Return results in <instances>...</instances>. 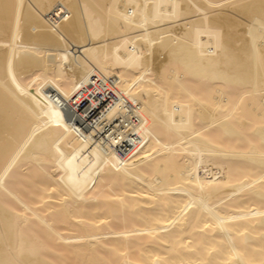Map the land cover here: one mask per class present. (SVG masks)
Returning a JSON list of instances; mask_svg holds the SVG:
<instances>
[{"label": "bare ground", "instance_id": "1", "mask_svg": "<svg viewBox=\"0 0 264 264\" xmlns=\"http://www.w3.org/2000/svg\"><path fill=\"white\" fill-rule=\"evenodd\" d=\"M93 73L116 98L75 125ZM126 107L119 157L97 132ZM4 193L0 264H103L101 238L105 264H264V0H0Z\"/></svg>", "mask_w": 264, "mask_h": 264}, {"label": "built area", "instance_id": "2", "mask_svg": "<svg viewBox=\"0 0 264 264\" xmlns=\"http://www.w3.org/2000/svg\"><path fill=\"white\" fill-rule=\"evenodd\" d=\"M60 14L57 11H53L49 15L50 22L56 23L60 20ZM111 85H113V79L94 73L91 74L87 81L76 89L70 103L61 106L69 120L73 124L79 123L84 127H88L95 121H98L101 118L102 112L116 98V95L110 88ZM128 107L130 109L129 105ZM129 109L126 107L121 115L109 121L103 120V128L97 132L98 135L103 136H112L115 130L122 132L123 137L120 140L118 138L117 143L112 145V148L119 157H124L130 153L129 151L137 138L131 129L139 122V115H132Z\"/></svg>", "mask_w": 264, "mask_h": 264}, {"label": "rangeland", "instance_id": "3", "mask_svg": "<svg viewBox=\"0 0 264 264\" xmlns=\"http://www.w3.org/2000/svg\"><path fill=\"white\" fill-rule=\"evenodd\" d=\"M68 141H69V139H68ZM16 171H17L18 173H17ZM16 171L14 170V171L12 172L13 175H12V173H11L10 176H11L12 178H10V177H8V176L5 178V184H6L7 187H8V183H10L11 185H10V184H9V185H10L12 188H15V185L17 184L16 181H17V180H21L22 177H24V176H26V175H24V176H22V177H20V176H21L22 174H27V173H25V172H27L26 170H25V171L23 170V171H22L23 173L20 172V171H18V170H16ZM19 173H20V174H19ZM17 174H18L19 176H18ZM13 176H14V177H13ZM17 176L20 177L21 179H19ZM8 178H10V179H8ZM12 179H14V180H12ZM11 182H12V183H11ZM14 182H15V183H14ZM18 182H19V181H18ZM39 191H40V192H39ZM34 192H35V194H39V193L42 192V190L37 189V190L34 191ZM38 192H39V193H38ZM5 197H6V198H5ZM51 201H54V200H51ZM9 202H10V203H9ZM13 202L15 203V200H11V201L8 200V195H7L6 193L0 195V205H2L3 207L5 206L4 208L8 209V207H12L13 204H11V203H13ZM26 202L29 203V204H28L29 206L32 205L28 200H27ZM8 204H9V205H8ZM38 205H39V204H38ZM40 205H42V204H40ZM13 207H14V206H13ZM30 207H33V205L30 206ZM23 211H24L25 213H27L28 210L25 209V210H23ZM19 213H20V212H18L17 215H18ZM44 213H47V212L45 211ZM27 214L30 215V214H29V211H28ZM30 221L32 222L33 225L31 224ZM30 221H29V222H28V221L25 222L26 224L29 223V224H27V226L29 225V226H28L29 229H30V225L34 226L33 228H32V226H31V229H32V230H30V231L33 232V229H35V231H36V230L39 231V226H36V224H35V222L33 221V219L30 220ZM25 223L22 224V225H24L23 227H25V225H26ZM22 225H21V227L19 228V232H18L19 235H20L22 232H25V230H26V229L24 230V228L22 229ZM28 227H27L28 233H27V230H26L25 234H23V235H25L24 237H26L27 235L30 234V233H29V229H28ZM35 227H36V228H35ZM55 227H56L61 233H62V232L64 233V232H65L64 230L67 228V227H65V226H61V227H62V228H61L60 225H59V227H58V225H55ZM63 227H65V228L63 229ZM25 228H26V227H25ZM21 229L23 230L22 232L20 231ZM35 231H34L33 233H31V234L36 235V234H37V231H36V232H35ZM66 231H67V230H66ZM38 233H39V232H38ZM40 235H41V234H39L38 236L36 235V236L40 239V238H41ZM39 236H40V237H39ZM28 237H29V236H28ZM31 237H32V236H31ZM103 239H104V240H103ZM100 240H101V242H104L103 245L105 246V248H104V246L100 243V241H98V242L96 243V245H97V244H98V245H99V244L101 245V246L98 247V252L101 251L102 253L100 252V255H99V253H98L97 256H98V258L100 257V259L102 260V263L105 264V263H107L108 257H110V259H112L111 256H112L113 254H111V253H112L111 250H110L108 247H106V246H107V245H106V241H107V240H106L105 238H101ZM46 244H48V243H44V246H46V247H44V248H45V250H47L46 252H48V250H50L51 247H50V246H47ZM47 247H49V248H47ZM102 247H103V248H102ZM44 248H42L41 251H40V248H39V251H40V252H39V255L41 254L40 257H41L43 260H45V261H49V262H51V264H54V263H56V264H57V263H58V264H62V261H61V263H59V260H58V259L63 258V257H60L61 254H59V253H57V254L60 255V256H59L60 258H59V257H58V258H55V255H56V254L51 255V256H54V257H51V256H44V257H42V255H45V253H44V254L41 253V252H43ZM46 248H47V249H46ZM100 249H101V250H100ZM108 249H109V250H108ZM99 250H100V251H99ZM51 251H52V250H51ZM106 251H107V252H106ZM44 252H45V251H44ZM103 252H104V253H103ZM108 252H109V253H108ZM48 253H51V252H48ZM52 253H53V252H52ZM122 253H123V252H122ZM131 253H132V252H131ZM110 254H111V255H110ZM132 254H133V253H132ZM132 254H131V255H132ZM46 255H47V254H46ZM48 255H50V254H48ZM102 255H104V256L102 257ZM105 255H107V257H106L107 259L104 258ZM56 257H57V256H56ZM64 257H65V255H64ZM46 258H47V259H46ZM98 258H97V259H98ZM103 258H104V259H103ZM66 259H69V257H65V260H66ZM72 259H73V258L69 259L68 261L71 260V261L73 262ZM100 259H99V262H100ZM110 259L108 260V262H109V261L112 262V260H110ZM62 260H63V259H62ZM74 260H75V259H74ZM80 260H81V259H80ZM82 260H83V259H82ZM82 260H81V261H82ZM84 260H85V259H84ZM84 260H83V261H84ZM104 260L106 261L105 263H104ZM68 261L66 260V262H68ZM77 261H78V260H77ZM81 261H80L79 263H78V262H77V263H78V264H80V263H81V264H84V263L86 262V260H85L84 263H82ZM49 262H47V263H49ZM74 262H75V261H74ZM74 262H73V264H74ZM69 263H70V262H69ZM77 263H76V264H77ZM63 264H65V263L63 262ZM119 264H123V263H122V262H119Z\"/></svg>", "mask_w": 264, "mask_h": 264}]
</instances>
